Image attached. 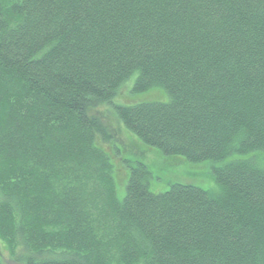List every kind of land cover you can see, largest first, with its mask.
<instances>
[{
	"label": "trees",
	"instance_id": "1",
	"mask_svg": "<svg viewBox=\"0 0 264 264\" xmlns=\"http://www.w3.org/2000/svg\"><path fill=\"white\" fill-rule=\"evenodd\" d=\"M102 108L214 190L153 191ZM0 240L22 264H264V0H0Z\"/></svg>",
	"mask_w": 264,
	"mask_h": 264
},
{
	"label": "rangeland",
	"instance_id": "2",
	"mask_svg": "<svg viewBox=\"0 0 264 264\" xmlns=\"http://www.w3.org/2000/svg\"><path fill=\"white\" fill-rule=\"evenodd\" d=\"M3 91V90H2ZM106 111V108H102L101 111L94 112V115L99 116L104 124L107 126L108 133L113 137L114 143L117 146H121L124 149V153L126 156V160H134L133 158H141L145 160V163L152 169V173L155 177L153 179V185H151V189L155 192L163 191L169 188L172 184L175 183H183V184H194L197 186H201L202 188L213 191L215 188V181L213 179L212 171L208 170L207 172L210 175L206 174L205 171L200 169H191L182 165H170L166 161H163L154 153H142L140 148L136 147V144H133L131 141L132 137L126 132L124 128L120 126L115 117L107 116L103 112ZM104 148H109L108 142H101ZM111 149H109L110 151ZM140 161V160H139ZM209 165V164H208ZM212 170V166H210ZM120 166L118 173L120 174ZM119 182L123 183L122 177H119ZM118 183V194L122 199L124 194H122V185ZM0 251L3 255V260L5 264H22L18 260H16L15 256L11 255L8 251L6 245L0 240Z\"/></svg>",
	"mask_w": 264,
	"mask_h": 264
}]
</instances>
